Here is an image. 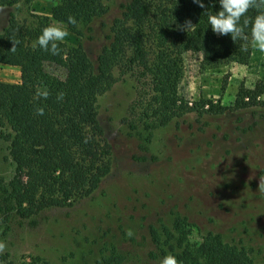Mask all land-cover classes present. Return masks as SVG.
Returning <instances> with one entry per match:
<instances>
[{
	"label": "rangeland",
	"instance_id": "rangeland-1",
	"mask_svg": "<svg viewBox=\"0 0 264 264\" xmlns=\"http://www.w3.org/2000/svg\"><path fill=\"white\" fill-rule=\"evenodd\" d=\"M105 13L70 32L67 46L80 43L94 64L108 42L109 25L128 0H100ZM57 0H0V32L12 15L33 26L49 15ZM55 21H51V24ZM201 55H183L178 95L188 102L211 101L222 113H185L147 133L130 130L121 120L134 96L128 74L112 69V86L97 96V121L111 146V169L96 190L72 205L48 208L28 219H0L6 244L0 264H105L112 252L118 264H158L149 228H169L185 218L187 237L199 242L207 233L247 249L252 264H264V93L261 104L233 109L240 87L264 83V52L253 47L246 63L228 62L202 68ZM46 69L58 76L63 70ZM0 81H19L15 66L0 64ZM7 129L4 128L3 132ZM7 142L0 135V180L12 173ZM132 229L129 238L126 230Z\"/></svg>",
	"mask_w": 264,
	"mask_h": 264
},
{
	"label": "trees",
	"instance_id": "trees-1",
	"mask_svg": "<svg viewBox=\"0 0 264 264\" xmlns=\"http://www.w3.org/2000/svg\"><path fill=\"white\" fill-rule=\"evenodd\" d=\"M14 3L16 0H6ZM201 8L193 0H128L109 25L108 42L93 64L82 45L60 43L61 53L52 55L33 43L51 21L63 22L79 33L78 25L87 24L105 13L100 0H57L49 15L36 18L26 26L9 16L0 32V64L15 66L19 81H0V135L7 142L12 173L6 183L0 180V219L7 223L14 215L28 219L48 208L66 207L97 189L111 169V146L97 121V96L115 81L112 69L128 74L134 82V96L122 118L130 130L147 133L164 126L185 113L220 114L228 108L211 101L188 102L177 92L182 75L183 55H201L202 68L228 62L246 63L250 54L251 27L264 9L250 8L243 19L249 20L245 33L249 41L234 42L229 35L212 31L208 17L221 10L219 0H203ZM73 16L77 25L68 24ZM191 20L192 27L183 25ZM13 41H19L15 52ZM247 43L248 50L242 45ZM63 70L58 76L46 69ZM47 89V99H36L38 89ZM63 92V100H57ZM264 83L240 87L233 109L261 104ZM44 114L37 115L36 108ZM6 128L7 131L3 132ZM85 137H90L85 143ZM185 218L175 217L167 228L150 227L151 241L159 263L172 252L182 264H252L247 249L224 242L218 234L207 233L199 242L187 237ZM6 255H0V262ZM122 257L112 252L105 264H118Z\"/></svg>",
	"mask_w": 264,
	"mask_h": 264
},
{
	"label": "clouds",
	"instance_id": "clouds-1",
	"mask_svg": "<svg viewBox=\"0 0 264 264\" xmlns=\"http://www.w3.org/2000/svg\"><path fill=\"white\" fill-rule=\"evenodd\" d=\"M194 3L198 4L199 7L204 8L205 4L203 0H193ZM221 5V10L210 14L208 17L209 24L211 25L212 31L217 35H229L232 40L236 42L237 40H242L245 42L249 41L248 34L245 33V29L249 25L248 19H243L250 8L264 9V0H219ZM4 8H0V12H4ZM68 24L77 25V20L73 16L68 17ZM191 20H186L185 24L182 26L185 31H188L192 27ZM69 35L66 30V25L63 22H55L51 25L46 26L42 30V34L39 35L38 39L33 43V48L35 49L39 46L46 52H50L52 55H59L61 53L60 43L65 41V38ZM19 41H13V46L11 51L15 52L16 45ZM251 44L253 47L257 48L259 51L264 52V11H261L254 20L251 27ZM242 50L247 51V43L242 45ZM49 91L45 88L43 90L38 89L35 95L36 99L44 98L47 99L49 96ZM64 93L60 92L57 95V100H63ZM37 115L44 114L43 107L36 108ZM90 137H85V143L88 142ZM258 189L264 191V177H260ZM126 236L131 238L134 235L132 229L126 230ZM6 250V244L0 241V254H3ZM160 264H182L172 252L167 253Z\"/></svg>",
	"mask_w": 264,
	"mask_h": 264
}]
</instances>
